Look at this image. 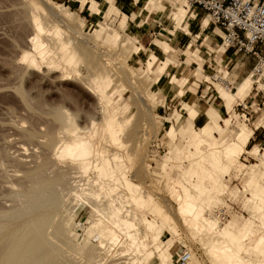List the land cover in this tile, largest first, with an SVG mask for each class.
<instances>
[{
    "label": "rangeland",
    "instance_id": "rangeland-1",
    "mask_svg": "<svg viewBox=\"0 0 264 264\" xmlns=\"http://www.w3.org/2000/svg\"><path fill=\"white\" fill-rule=\"evenodd\" d=\"M74 1L75 6L67 2L66 9L75 18L82 19L83 25L79 31L77 28L73 29L72 23L67 24L62 22V19L56 17V20L49 16L50 4L52 6L55 2L65 3L63 0H0V264H5L7 259L12 258L6 248L12 242L20 244L21 254L32 250L39 253L36 255L38 259L35 258L36 263L33 260L28 264H142V261L143 264H175L176 252L183 250L189 255L187 264H218L209 251L212 240L215 241L218 237L193 229L180 212L181 198H177L175 191L179 190L184 195V182L190 177L197 179V176L193 177L191 170L185 171L189 165L186 158V152L189 151L187 140L180 134L169 135L168 128L170 122L176 126L186 117L185 110H181L179 121L171 114L183 101L186 91L182 89H191L199 84L195 102L208 104L220 112L224 111L218 87L225 85L219 78L227 82L228 86L224 89L226 92H234L242 77L254 69L256 58L251 54H234L233 51H227L221 60L219 55L224 50L221 42L212 44L218 51L216 56L217 53L208 45L210 39L203 40L204 35L198 38L199 34H196L202 18L206 16L203 14L190 27L188 25L191 34L185 35L178 44L179 48L185 49L191 43V48L197 51H170L181 61L179 65L169 67L176 77L171 80V77L162 75L163 71L155 74L143 68L149 53L153 51L161 57L160 51L143 43L147 49L138 54L139 57L134 55V52L140 49L136 48L137 41L134 39L137 38L129 26V11L124 17L114 6H102L101 2L95 0L102 12L98 13L97 9H91L94 5L92 0L84 1L85 3ZM176 1L180 6L186 5L184 0H161L162 6L153 10L162 15L161 19L159 18V27L170 28L173 25L171 11H178ZM84 7L88 8L91 17H85V12H78ZM184 7L187 10L182 20L190 22L192 17L188 19L190 12L188 7ZM34 15L41 26H44L40 31L33 25ZM95 20L101 23L110 22L111 26L98 31L99 37L115 30L123 34L118 37L116 46L101 41H98V44L97 41H92L93 46L87 43L86 39L93 37L86 29ZM123 24L126 25L125 28ZM210 24L209 22L207 27H210ZM73 30L78 33L73 35ZM34 32L38 33L39 45L37 49L32 50L29 49L27 38ZM183 33L181 32L180 36ZM153 37L155 38V35ZM156 37L169 40L166 36L158 34ZM145 39L146 37L144 41ZM60 41L64 42L63 46ZM206 48L209 50L207 53ZM38 51L47 54L46 59H41ZM68 53L74 55V61L70 64L60 58ZM50 61H53V66ZM162 62L164 66L165 62ZM106 73L110 77L109 85L104 79ZM263 77L264 73L259 72L255 78L257 82L253 81L248 91L235 99L231 110L226 112L229 114H222L220 126L212 123V120L210 123V137L215 136L223 140L230 139L235 135L234 132L242 131L245 127L258 128L246 147L250 152L242 150L236 162L230 166L229 174L223 179L228 189L218 195V200L208 204L203 201L205 194L199 195L191 188H188L191 191L187 192L190 199L195 198L198 208L201 206L205 216H212L215 209L224 207L229 220L223 222V226L229 221H235V224L240 226L247 222V235L244 236L243 243L247 246L255 245L256 240L260 238L261 247L264 246V157L257 154L254 148L258 147L259 152L264 151ZM96 79L104 86L107 84L106 91L111 100L107 107L91 87ZM106 79L108 80L107 77ZM166 94L172 98L171 101L165 102ZM210 95L211 98H208ZM143 100H147V107ZM103 113L113 114L121 122L120 126L117 127L118 124L117 128L114 127L106 133ZM199 118L195 122L196 128L208 121L204 116ZM185 122L188 123L187 119ZM74 138L88 142L92 151L96 149L95 151L99 152L89 156L86 167L81 164L79 158L62 152L64 146L71 144ZM176 148L181 149V154ZM168 157H171L170 160ZM105 161L115 170L116 174L112 175L115 176H111L112 181L109 176L110 180L105 175H97L99 178L96 176L98 171L93 167L94 163ZM104 170L109 171L107 165ZM75 192L85 198L88 196L90 203L94 204L93 208L75 200ZM252 193H258L263 201L253 197ZM142 195L145 200H137ZM51 199H55V202L51 203ZM110 207H120L121 214H128L129 220L133 221L130 233L147 244L145 251L141 248L139 253H131L129 245L127 246L130 243L129 238L122 231L119 233L117 225L109 223L112 220L107 214ZM95 210L100 212L98 218L101 223L86 243L82 235L72 238L69 233H61L69 229L79 233V229L86 227L97 217ZM69 214H74V222ZM143 219L156 220L162 225L161 238L156 242L152 241V233L145 228ZM69 222L71 226L67 228ZM32 225L35 227L32 228ZM64 226L65 230L63 228L60 232V228ZM25 228L29 231L24 234L22 231ZM101 228L120 234L118 242L110 244L111 241L98 236ZM17 230L24 234L23 240ZM57 230L58 232L54 233ZM36 237L43 238L38 241L41 242L38 245L32 243L37 240ZM167 242H172V247L169 253L162 254V247L157 246H164ZM100 244H105L102 246L104 250ZM44 246L47 247L46 250ZM86 246H90L89 249ZM52 247L54 250L56 247L57 252L51 250ZM250 249L253 253L250 250L241 251V255L250 263L257 261L261 264L264 260V247L261 250L256 249L258 254L256 250Z\"/></svg>",
    "mask_w": 264,
    "mask_h": 264
},
{
    "label": "bare ground",
    "instance_id": "bare-ground-1",
    "mask_svg": "<svg viewBox=\"0 0 264 264\" xmlns=\"http://www.w3.org/2000/svg\"><path fill=\"white\" fill-rule=\"evenodd\" d=\"M79 3H85L84 1H87L88 0H77ZM185 1V0H184ZM92 3H94L93 7L91 8L92 10L94 9H97L98 13L101 12V10L98 8L97 6V2L95 1H91ZM53 3V2H52ZM181 4V2H179ZM186 3V2H185ZM159 5L160 6V0H151L150 3L148 4V7L149 8H154L155 6ZM186 7H188L187 3L185 5ZM49 7V6H48ZM47 7V8H48ZM66 3H54L52 6L50 4V7L48 8L49 9V16H51V18H59V19H62V22H66L68 24V22L72 23L73 25V29L76 30V28L80 29V27L83 25V22L81 20H79L78 18H75L73 16V14L70 13V11H68L66 9ZM115 9V8H114ZM46 12L47 9H46ZM102 13V12H101ZM112 13H110V17L112 16L111 15ZM114 16V15H113ZM208 16V15H207ZM115 17V16H114ZM113 17V18H114ZM209 17V16H208ZM102 18V17H101ZM55 19H53L55 21ZM58 20V19H56ZM61 21V20H59ZM42 22V20H41ZM112 23V22H111ZM43 24V23H42ZM58 24V23H57ZM109 23H101L99 22L98 20H95L93 24H91L87 29H86V32H89L92 34V39L90 38H87V43L88 44H91L93 46V44L96 42V44H98V41H101L102 43H105V44H108V45H111V46H116L117 45V40H118V37L120 36H123V34H121L120 32H118L117 30H115L114 32H106L105 36L103 37H99L98 36V31L100 30H105L106 27L107 28H110L111 26L109 25ZM33 25L35 27V29L37 31H40L42 30L44 26H41V23L37 20V18L33 17ZM126 26V25H125ZM124 24H123V27L125 28ZM48 27V26H47ZM56 28V26H55ZM68 28V27H67ZM69 29V28H68ZM72 29V27H71ZM77 31V33H78ZM74 30H73V35H74ZM76 33V34H77ZM127 33V32H125ZM38 33H35L32 34L31 36H29L27 39L28 41V44L30 45V48L29 49H32V50H35L37 49V46L39 45L38 42ZM81 35V34H80ZM79 35V36H80ZM84 35V33H83ZM81 35V36H83ZM85 36V35H84ZM82 38V37H81ZM85 38V37H83ZM85 40V41H86ZM94 43H93V42ZM42 42V41H41ZM61 43V46L64 45V42L60 41ZM83 42V41H82ZM85 43V44H87ZM93 43V44H92ZM57 44V43H56ZM99 45H102L99 43ZM42 46V45H41ZM56 46V45H55ZM120 46V45H119ZM96 47V45H95ZM94 48V47H93ZM97 48V47H96ZM65 49V48H64ZM223 49L225 51V48L223 46ZM47 50V49H46ZM59 50V49H58ZM64 51V50H63ZM39 53V56L41 57V59H46L45 56L47 55H44V53L42 51H38ZM62 53V52H61ZM60 53V54H61ZM116 53V52H115ZM56 55V54H55ZM108 55V54H106ZM48 56V55H47ZM62 56V57H61ZM60 58H63L62 60H65L66 63L70 64L72 63V61H74V55L73 54H63L61 55ZM39 57V58H40ZM54 57V56H53ZM59 57V56H58ZM109 57V56H108ZM48 58V57H47ZM48 60V59H47ZM51 60V58H50ZM64 62V61H63ZM50 65L52 64L53 66V61H50L49 62ZM48 63V64H49ZM56 63V62H55ZM114 63V62H113ZM257 72V69H255L252 74H251V77L248 79L247 82H245L244 84H242L239 89H238V93H239V96L241 95L240 93L244 90L245 87H247L248 83L250 80H255V78L258 76L259 72ZM255 74H257V76L255 77ZM106 77L108 78V80L106 79L105 77V82L107 81V84L109 85L110 84V80L107 75V73L105 74ZM97 78V77H96ZM264 78V77H263ZM219 80L225 85L224 86V89H226L228 86L226 83V81H224V79L222 78H219ZM263 80V84H264V79ZM262 82V81H261ZM102 85L100 82H98V80L96 79L94 84L91 85L93 91L95 93H97V95H99L101 97V101L105 104V107H107L110 103H111V100L109 98V94L108 92L106 91V85ZM262 84V83H261ZM242 97V96H241ZM152 98V97H151ZM142 99V98H141ZM139 99V100H141ZM144 101V100H143ZM142 101V102H143ZM147 101V100H145ZM143 102L145 105H146V102ZM151 101V100H150ZM142 103V105H143ZM144 106V105H143ZM142 106V107H143ZM147 107V105L145 106ZM145 109H148V108H145ZM181 110H185L186 111V114L189 115L190 118H193L196 114V111L195 109H193L192 107L188 106L187 104L185 103H181L179 108L175 109L173 111V114L175 117H176V121H179V119L181 118ZM104 114V113H103ZM171 117V116H170ZM103 119H104V123L103 124H106V133H109L110 131H112V129L114 127H116V125H118L117 127L120 126L121 122L118 121L113 114H104L103 116ZM168 120H170L168 118ZM193 125V124H192ZM192 125L188 124L185 122V119L183 122H179L176 126L174 125L173 122H170L169 123V128H168V134H180V136L182 138H184L185 140H187V146H188V152H186V158L189 160V165L186 167V170L185 171H192L191 174L193 175H196L197 176V179H190L192 177H190L187 182H184L185 185H183V191L185 192L184 195H182L181 191L177 190L175 191L176 193V196L177 198H181V201L179 203L180 205V208H181V214L183 215L184 217V220L187 221V223L193 228V229H199L201 231H205V232H208V233H211L212 235L216 236V238L218 237L217 240H212V245H210V253L215 257L216 261L218 262V264H260L259 262H251L250 261H246L244 259V257L241 255V251H251L250 248L254 249L253 251H255L256 249L258 250H261V245H262V240L260 238H258L255 242V245H250V246H247L245 245V243H243L244 241V236L247 235V232H245V228L247 226V222L243 223L242 226L240 225H237L235 224L236 222L234 221V223L232 221H229L228 223H226L224 226L222 225L223 222H226L228 221V214L226 216V218L222 219L218 214L217 212L219 211L218 210H214L213 211V217L211 215L209 216H205L203 215L202 211H201V206L200 208H198V205H197V201L194 199H190L187 195V192H190L188 190V188H191L192 190H195V192L197 191V193L199 195H202V194H205L206 197H204V200L206 202V204L208 203H211V202H215V200H218V195L219 194H222L224 192H226L225 190H227V185L226 183L223 181L224 177L229 174V171H230V166H232V164H234L236 162V160L238 159V155L240 154V152L242 150L246 151V152H250L249 150L246 149V146H247V143H248V140L252 134V129L250 127H245L244 130L242 131H238V132H234L235 135L232 136L230 139L228 140H223V139H219L215 136H211V124L210 123H207L201 127H193ZM264 125V124H263ZM103 127H105L103 125ZM116 127V128H117ZM171 137V136H170ZM172 148V146H171ZM91 146L88 144V142H85L83 141L82 139L80 138H74L72 141H71V144L67 145V146H64L63 148V151L65 154L67 155H71V156H74V157H77L79 158V160L81 161V164L83 166L86 167V164L87 162L89 161V156H94L95 154L97 155V153H99L98 151H92L91 150ZM174 149V148H173ZM183 149V148H182ZM177 151H180V154H181V149L179 150V148H176ZM175 150V151H176ZM174 151V152H175ZM254 151H256L257 154H259L260 156H263L264 157V151L263 152H259V148L258 147H255L254 148ZM169 152V151H168ZM185 153V152H184ZM174 154V153H173ZM180 157V155H179ZM169 158V157H168ZM167 158V159H168ZM171 158V157H170ZM170 158L168 160H170ZM223 158V159H222ZM166 159V160H167ZM167 160V161H168ZM172 160V159H171ZM98 164V163H96ZM94 163V166L95 168H97V171L98 173L96 172V176L97 175H105V177L107 176V179H111L112 176L114 173H115V170L113 169V167L110 168V165L107 164V162H103L98 165H96ZM93 165V164H92ZM106 165H107V169H109L108 172H105L106 170H104L106 168ZM88 166V165H87ZM109 166V168H108ZM113 166V165H112ZM209 166L210 168L208 169ZM84 167V168H85ZM83 168V167H82ZM83 168V169H84ZM86 169V168H85ZM117 169V168H116ZM95 170V169H94ZM96 171V170H95ZM104 171V172H103ZM116 174V173H115ZM99 175V177H101ZM189 175V174H188ZM109 176V178H108ZM112 176V177H111ZM186 176V174H185ZM190 176V175H189ZM98 177V176H97ZM98 177V178H99ZM87 178V177H86ZM187 178V177H186ZM105 179V178H104ZM109 179V180H110ZM112 181V179H111ZM80 182V181H79ZM127 183V181H125ZM249 182V181H248ZM181 184V182L179 183ZM183 184V183H182ZM249 185H252V184H249ZM255 186V185H254ZM87 188V187H86ZM251 188H253L251 186ZM255 189V188H254ZM253 190V189H251ZM88 191V190H87ZM86 191V192H87ZM179 192V193H178ZM76 194L74 195L75 196V200H78L79 202H83L85 203L86 205H88L91 209L93 208L94 204L93 203H90V200L86 197H82V195L80 196V194H78L77 192H75ZM92 193V192H91ZM72 194V193H71ZM84 194V193H83ZM86 194V193H85ZM253 194V193H252ZM87 195V194H86ZM93 195V194H91ZM95 196V195H94ZM145 196V195H144ZM256 196L258 197L260 200L263 201L262 197H260V195L258 193H255L253 194V197ZM52 197V196H51ZM214 197V198H213ZM252 197V198H253ZM74 198V197H73ZM140 198H142V200H145V197H143V195L140 197L139 196V199H136L137 200H140ZM144 198V199H143ZM203 199V198H201ZM247 199H250V198H247ZM255 199V198H254ZM258 199V200H259ZM30 200V199H29ZM51 203L52 202H55V199L52 201V199L50 200ZM48 201V203L50 202ZM204 203V202H203ZM50 204V203H49ZM259 204V203H258ZM48 205V204H47ZM54 205V204H53ZM52 205V206H53ZM57 205V204H56ZM200 205V204H199ZM50 206V205H49ZM55 206V205H54ZM263 207V206H262ZM21 208V207H20ZM57 208V207H56ZM75 206L72 207L71 209L74 210ZM110 207V211L107 212V214H109L111 216V222L109 223H112L115 225H117V229H119V233L122 231L125 236L127 238H129L130 240V243L127 244L128 248L131 249V253L133 252V255L134 253H139L141 251V248H142V251H145L146 250V243L141 240L139 241L138 238H136V236H133V234L130 233V228L132 226V223L133 221L127 217L128 214L126 215H123V213L121 214V208L120 207H114L112 208ZM49 209V207H48ZM55 209V207H54ZM50 210V209H49ZM56 210V209H55ZM258 210V209H257ZM47 212V211H45ZM52 212V211H51ZM54 212V210H53ZM128 212V211H127ZM256 212V211H255ZM72 213V212H71ZM97 213V217L93 218V220L89 223V225H87L86 227H83L82 229H79V233H76V232H73L71 231L70 229L67 231V232H61V230H65V227H62L60 228V232L61 233H69L70 236H72V238L77 235H82L83 236V240L84 242L86 243L87 240L90 238V236L92 237V234H94V232L96 231V229L98 227V225H100L99 223V219L98 216H100V212L98 210H95V214ZM227 213V212H226ZM46 214V213H45ZM48 214V213H47ZM44 215V214H43ZM49 215V214H48ZM47 215V216H48ZM52 215V214H51ZM46 216V217H47ZM63 216H65L63 214ZM45 217V216H44ZM69 217L72 219H74V214H69ZM43 218V216H42ZM70 218H68V220H70ZM35 219V217H34ZM33 219V220H34ZM38 219V218H37ZM41 220V219H40ZM43 220V219H42ZM66 220H67V217H66ZM102 220V219H101ZM144 220V224H145V228L152 233V241L153 242H156L158 239L161 238V235H162V225L160 226L158 224V222L155 220H149V219H143ZM35 221L38 222L39 225H41L40 221L36 220ZM34 221V222H35ZM45 221V220H44ZM64 221V219H63ZM70 221L72 224L73 222ZM35 222V223H37ZM68 223L70 225L67 226V228H70L69 226H71V223ZM32 222H30L31 224ZM46 223V222H45ZM66 223V221L64 222ZM53 224V223H52ZM57 224V222H56ZM67 224V223H66ZM34 225V223H33ZM32 225V226H33ZM58 225H61V224H58ZM111 225V224H110ZM26 226L28 227L29 224H26ZM25 226V227H26ZM43 226V225H42ZM55 230L57 229V225H55ZM63 226V225H62ZM112 226V225H111ZM31 227V225H30ZM35 226H33L32 228H34ZM38 227V226H37ZM36 227V228H37ZM54 227V226H53ZM59 227V226H58ZM109 228V227H108ZM113 228V227H112ZM38 229V228H37ZM116 229V228H115ZM116 229V231H117ZM26 232H23L25 231ZM29 229L28 228H25L22 233H27ZM32 230V229H31ZM54 230V229H53ZM247 230V229H246ZM17 231H20V230H17ZM100 231V234L98 236L101 235V237H104L106 238V240L108 239L110 242V244H115V242L117 241L118 242V237L119 235L117 233H115L114 230L112 231H108L104 228H101ZM108 231V232H106ZM250 230H248L249 232ZM58 230L54 233H57ZM59 232V233H60ZM18 233V232H17ZM21 233V231L19 232ZM18 233V234H19ZM20 234L22 235L21 238L23 237L24 234ZM122 233V234H123ZM16 234V233H14ZM16 234V235H18ZM19 235V236H20ZM30 235V234H29ZM51 235V234H50ZM15 236V235H14ZM57 236V235H56ZM123 236V235H122ZM13 237V236H12ZM31 237V236H29ZM28 237V239H29ZM33 237V236H32ZM69 237V236H68ZM212 237V236H211ZM7 238V237H6ZM15 238V237H14ZM37 238V237H36ZM58 238V237H57ZM56 238V239H57ZM67 238V236H66ZM103 238V239H104ZM124 238V237H123ZM210 238V237H209ZM35 239V238H34ZM40 239L43 240L42 237H40ZM39 238H37V242H32V243H37L38 245V241L40 240ZM61 239V238H59ZM215 239V238H214ZM23 240V238L21 239ZM33 240V239H32ZM68 240V239H67ZM105 240V239H104ZM211 240V239H210ZM7 241H10V240H7ZM24 241H22L23 243ZM27 242V240L25 241ZM103 243H105L104 241H102ZM108 242V241H107ZM209 242V241H208ZM29 243V242H28ZM41 243V242H40ZM39 243V244H40ZM83 244L81 243L82 245H87V244ZM109 243V242H108ZM122 243V242H121ZM31 244V243H29ZM48 244V243H47ZM51 244V243H50ZM156 244V243H155ZM2 245V244H1ZM26 246L28 244H25ZM45 245V244H44ZM52 245V244H51ZM99 245V243H98ZM101 245V244H100ZM105 246V244H102L101 245V248L102 246ZM107 245V243H106ZM4 246V245H3ZM23 246V245H22ZM40 246V245H39ZM83 246V247H84ZM40 247H43L40 246ZM54 247V246H53ZM52 247L51 250H54V248ZM82 247V246H81ZM88 249L89 247L86 246ZM123 247V246H122ZM125 247V246H124ZM158 248H161L162 247V254L165 253H169L170 251V248L172 247V242H167L166 245H162V246H157ZM2 248V247H1ZM7 250H8V253H10V255L12 256V258L10 259H7V261L5 262V264H25V263H31L33 260L34 263H36V260L38 259L36 255H39V253L37 252H34L33 250L32 251H27L25 254H21V249L22 247L20 246V244L18 242L16 243H11L9 244L8 246H6ZM6 248H3L6 250ZM46 246H44V249L46 250ZM51 248V247H50ZM80 248V247H79ZM86 248V249H87ZM105 248V247H104ZM126 248V247H125ZM124 248V249H125ZM156 248V247H155ZM49 249V248H48ZM81 249V248H80ZM85 249V250H86ZM91 249V248H90ZM96 249V248H95ZM103 249V248H102ZM2 250V249H1ZM28 250V249H27ZM40 250V249H39ZM50 250V251H51ZM56 250V251H55ZM55 252H57V248L55 247ZM83 250V249H81ZM80 250V251H81ZM104 250V249H103ZM123 250V249H122ZM258 250L257 251V254H258ZM4 251V250H2ZM44 251V250H43ZM49 251V250H48ZM49 251V252H50ZM108 251V250H107ZM123 251H126V250H123ZM161 251V250H160ZM6 252V251H5ZM39 252V251H38ZM46 252V251H45ZM52 252V251H51ZM50 252V253H51ZM127 252V251H126ZM147 252V251H146ZM154 252V251H153ZM159 252V251H158ZM29 253V254H28ZM41 254L43 252H40ZM54 252H52L53 254ZM102 253V252H101ZM143 253V252H142ZM140 253V254H142ZM251 253H253L251 251ZM256 253V252H255ZM263 253H264V250H263ZM40 254V255H41ZM94 254V253H93ZM120 254V253H119ZM256 254V255H257ZM7 255V254H6ZM30 258H29V256ZM80 255V254H79ZM261 255V253L259 254ZM122 256V255H121ZM262 256V255H261ZM259 256V257H261ZM130 257V256H129ZM138 257V256H137ZM140 257V256H139ZM162 257V255H161ZM256 257V256H255ZM264 257V256H263ZM35 258H37L35 260ZM41 258V257H40ZM88 258V257H87ZM30 259V261H29ZM92 259V258H91ZM100 259V258H99ZM140 259V258H139ZM255 259V258H254ZM264 259V258H263ZM138 260V259H137ZM256 260V259H255ZM22 261V262H20ZM139 261V260H138ZM253 261V260H252ZM260 261V260H259ZM263 262H261V264H264V260H262ZM133 262V260H132ZM33 263V264H34ZM139 263H141L139 261ZM186 263H187V260H186ZM96 264V263H95ZM129 264V263H128ZM142 264H143V261H142ZM173 264V263H172Z\"/></svg>",
    "mask_w": 264,
    "mask_h": 264
},
{
    "label": "crops",
    "instance_id": "crops-1",
    "mask_svg": "<svg viewBox=\"0 0 264 264\" xmlns=\"http://www.w3.org/2000/svg\"><path fill=\"white\" fill-rule=\"evenodd\" d=\"M92 1H95V0H92ZM97 1L101 2L102 6H108L109 8H111V6H114L115 9L120 10L122 12L124 17H126V13L128 11L130 12V14L128 16V20L130 21L129 26L131 27V30L134 31L133 34L137 38V39H134L135 41H137L136 48L140 49L139 51L134 52V55H138V54L140 55L141 53H143L142 51L147 49V47L145 45H147L148 47L151 46L154 49H157L158 51H160L161 57H159L158 54H156L153 51H151L149 53L147 61L145 62V66L143 67V68H145V70L149 69L151 72H153L155 74H158V73H160V71H163L164 73L162 75L164 77H171V80H173L176 78L175 74H174L175 72H171L169 70V67L171 65H173V66L179 65L181 61H179L180 59L177 60V57L175 56V54L174 53L171 54L170 51L175 50L177 52V51L184 50V51H186V53H189V52L194 53L197 51V49L193 50L191 48V43H189L185 49L179 48L178 44L181 43V41L185 35L191 34L190 30L187 28L188 25L190 27L191 24H193L195 20L198 21V18L200 16H203V14H206L204 11H202V10H194V11L189 10L190 16L188 17V19L190 17H192V18H191L190 22L189 21L185 22L184 19L182 20V18H183L187 9H185V7H184L185 5L180 6L176 1L175 5H176L178 11L177 12H174L173 10L171 11L173 25L170 28H167L165 26L159 27V25L161 24L160 19H161L162 15H159L156 12H153V10L158 8L159 5L155 6L154 8L148 7V4L150 3L151 0H97ZM97 1H95V2H97ZM259 1H262V0H259ZM63 2H65V3L70 2V4L75 6L74 0H63ZM160 6H162L161 0H160ZM78 12L79 13L85 12L84 13L85 17L90 16L89 10L86 7H84L82 10H80ZM163 22H165V21H163ZM183 22H185V23H183ZM208 24H209V17L206 15L202 18V22L199 25V27H198L199 29H198L196 34H199L198 38H202V36L204 35L203 40L205 38L210 39V43L208 45L212 51L217 53L216 54V56H217L218 51L212 46V44L213 43L218 44L216 42L221 41L220 40L221 30L218 27H215L213 24H210V27L209 26L207 27ZM203 26H205V27H203ZM202 27H203V29H202ZM194 28L196 29V27H194ZM218 31L220 33H218ZM163 32L166 34H164ZM181 32H184L182 36H180ZM128 34H130V32H128ZM157 34L162 35V36H166V38H169V40L165 41L159 37H156ZM153 35H155V38L153 37ZM169 35H170V37H169ZM144 37H146L145 41H144ZM139 41H141L142 43ZM143 43L145 45H143ZM227 51H232V50L231 49L226 50V51L223 50V52H221L219 55L221 60L223 59V57L225 56V53ZM205 52L207 53V52H209V50L206 48ZM234 54H235V52H234ZM139 55H138V57H139ZM231 56L233 57V55H231ZM132 57H134V56H132ZM162 61L165 62L164 66H163ZM198 68H200V67H198ZM254 70L255 69L251 70L247 76L242 77L241 81L237 84L234 92H226L224 90V87H218L219 96L223 100V104H224L223 105L224 111H221V112L218 111V109L213 107V106H208V104H197L195 102L194 98L196 96L199 84H197V86H195V87H191V89H189L187 87L182 89V90L186 91L183 94V101L182 102L187 104L188 106L192 107L196 111V114L193 118H190L189 115L186 114L185 119H187L188 124H190V125L193 124L192 126L195 127L196 126L195 122L200 119L199 117L204 116L205 120H206V118H208V121L205 122L203 125H205L207 123H211V120H212V123H217L220 126V119L222 117V114L223 115L229 114L226 112H229L231 110L235 99L239 96V93H238L239 87L248 81V79L251 77V74ZM253 81L257 82L256 80H250L247 87H245L244 90L240 93L241 94L240 96H243L248 91V89H249V87ZM206 89L207 88H205V90ZM164 100H165V102H167V101H171L172 98L166 94ZM207 100H210V99H207ZM161 107H163V105H161ZM206 110H207V112H206ZM203 125H201V126H203ZM251 129H252V134H251L248 142L250 141V139L255 134V130L258 128L256 127L255 129H253V128H251ZM247 145H248V143H247ZM254 145H257V144H254Z\"/></svg>",
    "mask_w": 264,
    "mask_h": 264
},
{
    "label": "built area",
    "instance_id": "built-area-1",
    "mask_svg": "<svg viewBox=\"0 0 264 264\" xmlns=\"http://www.w3.org/2000/svg\"><path fill=\"white\" fill-rule=\"evenodd\" d=\"M188 10H202L209 22L221 30L220 42L226 50L251 54L254 69L264 73V0H185ZM227 84V83H226ZM212 95L209 96L211 98ZM215 99V97H214ZM217 214L226 218L224 207ZM186 250L176 252L175 264H187Z\"/></svg>",
    "mask_w": 264,
    "mask_h": 264
}]
</instances>
